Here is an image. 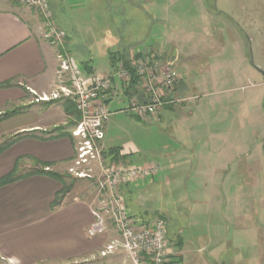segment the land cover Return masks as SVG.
<instances>
[{
    "label": "crops",
    "instance_id": "crops-1",
    "mask_svg": "<svg viewBox=\"0 0 264 264\" xmlns=\"http://www.w3.org/2000/svg\"><path fill=\"white\" fill-rule=\"evenodd\" d=\"M47 1L56 26L66 35L69 54L82 66H78L80 70L85 74L87 70L90 74H113L109 57L106 66L100 69L95 57L116 52L111 45L116 41L105 35L97 37L94 29L102 27L103 15L110 17L108 12L115 0ZM138 1L141 12L138 39L145 44L129 52L148 56L157 52L152 49L155 47L165 53L173 69L179 67L174 69L178 74L181 69L180 82L187 100L177 112L180 116L168 117L166 127L172 130L170 123L182 116L195 125L188 132L191 142L177 140L156 150L154 156L160 163L142 159L141 149L129 136L117 146L110 145L112 140H108L109 144L102 142L106 151L120 148L119 154L127 166L150 162L158 165L156 175L126 184L123 194L129 213L137 215L134 216L137 222L146 224V211L140 207L144 195L150 191L163 192L173 199L171 186L175 178H181L178 186L184 179V194L195 206L193 212L190 208L187 212L189 225L191 221L195 228L206 224L204 227L210 230L188 234L191 261L249 264L248 252L254 245V236L257 235L258 251L264 244V233L259 231L264 229V198L259 200L262 198L256 193L257 187L264 186V137L254 136L251 129L254 107L248 97L236 94L247 89L240 84L253 74L241 40L232 38L238 32L235 24L239 25L229 12L221 9V0ZM14 6L10 0H0V142L7 140L0 150V179L15 168L29 171L45 166L51 174L62 176L74 153L75 139L71 135L74 108L66 100L33 102L35 95L48 94L53 89L59 50L45 39L46 28L37 11ZM221 15L233 24V28L225 26L227 40L217 36L222 28L217 17ZM153 24L163 30L160 37L150 41ZM180 42L184 45L181 51ZM94 49L95 55L91 54ZM119 96L129 101L123 94L121 81L114 77L108 103ZM109 118L103 126V141L109 130L117 127ZM171 132L170 136L176 140ZM255 142L260 155L257 161L252 157ZM63 180L39 173L0 184V264H122V251L107 256L113 260L99 256V251L117 237L113 226L105 234L87 235V228L94 221L90 207V203H95L94 192L76 201L75 197L81 193L72 188L58 205H52L63 188ZM137 200L141 202L135 205ZM168 240L169 264H181L186 243L181 238ZM239 249L244 251L242 256L233 255ZM257 264H264V253Z\"/></svg>",
    "mask_w": 264,
    "mask_h": 264
},
{
    "label": "rangeland",
    "instance_id": "rangeland-1",
    "mask_svg": "<svg viewBox=\"0 0 264 264\" xmlns=\"http://www.w3.org/2000/svg\"><path fill=\"white\" fill-rule=\"evenodd\" d=\"M10 1L12 2V4L15 5L14 7L16 9H19V8L20 9L22 8L30 9L31 8V10L37 11L41 19L43 20V25L46 27V29L51 28L57 32L63 33L64 36L61 40L63 50L65 51L66 54L68 53L67 55L73 61H75L80 68L82 67L80 62L76 59V57H73L71 54H69L70 51H68V48H67L66 35L62 30H60L56 26L55 24L56 22L52 14L50 3L47 0L46 2L48 6V11L50 13V19H45L39 8L35 6H31L22 0H10ZM138 3H139L138 0H129V1L128 0H115L114 6L111 7V11L108 12L110 17H108L107 15H103V18L100 20L102 27H100L99 29L98 28L94 29L97 37L98 36L102 37L105 35L109 38L111 37L113 40L112 42L118 41V44L116 45H114L116 42L111 44L112 47L114 48V51H117L119 48L120 49L122 48L141 49L143 45L145 44V43L144 44L142 43L143 45L140 44L139 39H138L139 34L137 31L138 29L137 22H138V16L141 15V12L138 11V6H140ZM219 4H220L221 9H225L223 10L224 12L226 11H227L226 13L229 12V15L234 18V23L236 22L239 25V26H236L235 24L236 30L235 29L233 30H235L236 32L238 31V32H237V35L233 34L232 38L234 37V38L241 40L245 48L246 54H247L249 66L253 70L252 71L253 74L249 76L248 79H243V81L240 84V86H247V89H245L242 92L241 91L236 92V94H240L241 96L242 94H246V96L248 97L250 101V104L253 105L254 108L251 114H254V117H252L249 123L251 124V129L254 130L253 131L254 136L258 138H262L264 137V86L262 84L264 79L262 77V74L259 71H257V68L264 71V0H231L228 3L226 2V0H221V3L219 2ZM217 19H219L220 21L219 28L222 27L220 28L219 32L217 31L218 27H216L217 36L218 37L223 36V38L227 40L225 32H224L225 26L232 27L233 24L225 15H221L220 17H217ZM157 27L159 26L155 24H153L150 27V32H152V36L151 37L149 36L150 41L155 40V37L161 36V33L159 32H161L163 29L161 27L159 28ZM221 31H223V33ZM46 40L48 41L49 39H46ZM52 46L55 47V45H52ZM183 46H184L183 43L180 42L179 47H178L180 51L181 49H183ZM55 49L58 51L56 47ZM152 49L157 50L156 53L159 54V56H161L163 60L167 61V59H165L166 57H164L165 53H162L158 49H155V47ZM95 50L96 49L92 50L91 54H93V51ZM95 54L96 53H94L93 55ZM131 55H134V52H132ZM179 59L181 60L182 58L179 57ZM95 61L98 63V66H99L98 69H100L101 66H106V64L108 63V56L105 57V56L100 55L99 58H97V55H96ZM251 61H252V64H251ZM175 68H179V67L175 66ZM178 70L181 72L180 77L181 76L183 77V72L181 71V69H178ZM176 88L179 89L180 85H178ZM177 89H175L177 93L174 91L177 97L175 95L174 96L177 99H180L182 101L174 103V105L176 106H175V110L173 111V113L180 116L181 113L177 114V112L178 111L180 112L181 109H179L180 107L176 109V107L178 104L179 106L180 104H183L184 101H186L187 99L182 98L184 97L183 91L177 90ZM51 91L48 94H50ZM36 97L37 95L33 97V102H35L34 100ZM191 97L194 98L193 95ZM123 98L124 97L119 96L118 99H114L112 102H110V103H113L114 105L108 103L107 107L109 111H111V113H113L114 110H117L116 113L113 114L110 118L108 117L109 121L113 122L114 124L115 123L117 124L116 125L117 127H113L111 130H109V133L104 141L102 138V140L96 143L97 148L99 150L101 149L100 159L103 160L104 164L108 166L115 165L116 167H118V165L123 164L122 161H119V162L112 161L111 160L112 155L106 154V150L103 149L102 142L104 144L105 143L109 144L108 140L109 141L112 140L113 143L110 144L111 146H115V145L117 146V145H120L121 142L124 141V139H126L129 136L131 137L135 145L141 149V153H140L141 158L142 159L145 158V159H148V161H154L156 163L157 162L160 163V161L157 160L156 157L154 156L155 152L157 149H160L161 146H163L164 144L168 143L169 145L171 144L173 145L174 143L177 142V140L181 142L183 141L186 143L191 142L189 141L188 132L190 131V128L191 130H193L192 128L194 127L195 124L191 123L189 119L185 120L184 119L185 116L178 118L176 121L173 120L172 123H170L172 130L168 131V126L166 127V121L164 120L161 123H160V120L153 122V121H150L149 119L145 120V122L143 121L139 122L135 120L131 114L123 112V109H125L128 106L127 100ZM119 99L123 101L121 104H117L118 103L117 100L119 101ZM52 101H56V100H52ZM190 105H192V102L190 104H187L186 106L187 109H189ZM165 106L166 105L162 106V108L160 109L159 116H160V113H162L161 111ZM73 108H74L73 109L74 113H71V114L74 117V121H75L74 124L76 125L78 121L80 120V114L74 106ZM185 113L186 115L188 114V112L186 111ZM72 131H71V135H72ZM171 131H173V134L176 140H173L172 138L173 135L170 136L172 134ZM103 137H104V133H103ZM73 138L75 139L74 140L75 141L74 151H73L74 153H73L70 165L66 168L65 172L62 174V178L64 179L62 183L63 188L67 190L66 192H69L70 190L73 191L72 188L75 189V191L76 190L80 191L79 193L81 194L75 197L76 201H79V200L82 201L83 199L86 198L87 194L91 192L95 193V197H96L95 201L101 200L102 198L104 199V197H101L102 194H104V189H103V192L101 191L102 189L99 191V189L101 188L99 184V175L102 174V171L98 167L97 160L95 159L91 160L90 164L80 168L81 170L84 169L86 171L91 169V172H89V174L91 175V178H79L78 179L77 177H74L72 173L69 172V168L73 166L75 159H77V152H76L77 146L79 145L80 142H82L80 138H77V137H73ZM6 143H7V140L0 142V148L6 146L5 145ZM174 146L178 147L176 145ZM252 157L255 161H257L260 157L257 143L254 146V152L252 154ZM109 160L111 161V163L109 162ZM30 171L32 170L28 171L27 169H23V170L17 169L16 175L24 176L25 174L30 173ZM41 171L43 174L44 173L51 174V172H49L50 171L49 167H46V166L43 167ZM35 174H39V173H35ZM177 175H179L178 171H177ZM175 179L176 181H174V184L171 186V192L173 194V199L174 201H176L175 203L172 202L173 199L171 196L168 197L163 192L157 193L154 191H150V192H147L145 195L143 194L145 197V200L143 198L141 199L143 204L140 207H142V209L146 211V214L144 215H146L147 221H145V223L147 224L150 221L154 220L155 218H160V217L163 218L166 222L168 238L173 241L176 238H181L182 241L186 243L183 249L184 256H183V261L181 264H192L193 262H194L193 264H202V262H200L198 258H196L198 260L195 259L196 261H191V256L188 253L189 252L188 249L191 247L190 244H188L187 242L188 234L192 232H199L200 234H202V233H207L210 230L204 227L206 224L201 225V226L199 225L197 226V228H195L193 226V222L191 221L189 225L188 209L190 208V210L193 212L195 210V206L190 204L188 197L186 196V194H184L185 193L184 191H186L185 186L182 185L184 183V179H182V183L179 186L177 184L180 183L181 178L178 179V177H176ZM101 180H102V177H101ZM177 181L179 182L177 183ZM125 187H126V183L120 182L115 188V190L118 192L120 191L125 207H126V210H127L128 209L127 200L124 198V194H123V190ZM256 193H258L257 195H259L260 198H262L259 200H263L264 186L257 187ZM108 195L110 196V194H107L106 197ZM259 196L257 197L259 198ZM139 201L140 200L135 201L134 202L135 205H138ZM98 204L90 203V207H93L95 208V210H97ZM257 206H258V203L256 202V207ZM129 215L137 216L135 214H129ZM103 217H105L108 227L109 226L112 227L111 220L109 219V214H103ZM92 223L87 228V231H86L87 235H88V230L90 226L92 225ZM114 227L115 226H113V229ZM108 230L109 229L106 228L105 232L96 234L94 236L105 234L108 232ZM114 230L116 233V229ZM259 231L261 233H264V229H261ZM88 236L94 237L90 235ZM254 237L256 239L257 235H255ZM255 239H253L254 240L253 247L249 248V252H248L249 256L251 255L250 256L251 260L249 261V264H257L261 253L262 254L264 253V244H261L262 246L260 245L261 249L260 251H258L259 244L257 243V241H255ZM251 242H252V239L249 237L248 243L251 244ZM260 242L263 243L262 237L260 239ZM100 251H99V256H100ZM243 253L244 251H241V249H239L237 252H233V255L237 254L238 257H240L242 256ZM252 254L254 255V257L252 256ZM105 260H113V257H106ZM122 262H123V259H122Z\"/></svg>",
    "mask_w": 264,
    "mask_h": 264
},
{
    "label": "built area",
    "instance_id": "built-area-1",
    "mask_svg": "<svg viewBox=\"0 0 264 264\" xmlns=\"http://www.w3.org/2000/svg\"><path fill=\"white\" fill-rule=\"evenodd\" d=\"M40 9L45 19H50L46 0H22ZM46 28V27H45ZM63 33L47 28L45 39L59 50L56 55L58 63L56 81L50 94H42L35 102H50L66 100L71 102L80 114V120L75 125L72 136L82 142L77 146V159L69 172L74 177L91 178L90 170L80 169L97 160L102 171L99 175L101 200L95 201L97 210L92 207L94 222L88 230V235L94 236L105 232L108 228L103 214H109L111 225L115 226L117 237L111 239L100 251V257L123 252L122 264H169L171 249L167 236L166 222L163 218H155L147 224L137 222L126 210L120 191L115 188L121 183L131 184L157 174L158 165L150 162L138 166L115 165L108 166L100 159V150L96 143L103 138V124L112 114L108 107V94L114 77H117L125 90L130 83L131 74L122 62L118 63L113 74H85L76 62L63 50L61 40ZM51 40V41H50ZM62 48V49H61ZM131 69L138 80L137 89L145 97L140 102L136 97L128 101L123 112L145 120H160L159 111L164 105L174 104L182 100L173 98V93L180 82L178 74L171 65L157 53L136 58L131 62ZM111 163V161L109 160ZM93 171V170H92ZM102 177V180H101ZM101 180V181H100ZM120 180V181H119ZM107 191V193H106ZM107 194H110L106 197ZM94 204V203H93Z\"/></svg>",
    "mask_w": 264,
    "mask_h": 264
},
{
    "label": "trees",
    "instance_id": "trees-1",
    "mask_svg": "<svg viewBox=\"0 0 264 264\" xmlns=\"http://www.w3.org/2000/svg\"><path fill=\"white\" fill-rule=\"evenodd\" d=\"M129 49H132V48H122L120 51H116V52H112L111 51V52H109L108 53V57H109L110 65L113 68V70H116L118 63L122 62L124 64L125 68L131 74V79H130L129 86L125 90H123V94L129 99L132 98V97H136L140 102H144L145 101V97L143 96L141 91L137 90L138 80H137V77L135 76L133 70L131 69V62L134 59H136V58L143 57V55L140 54V53L131 55V53L129 52ZM87 74H90L89 70H87ZM178 85H180V88L179 89L176 88V89L177 90H182V82H179ZM175 92L173 93V98L177 97ZM182 98H184V97H182ZM175 106L176 105H174V104H170V105H166L162 109V111H161L162 113H160V123L163 120L167 122L168 121V117H171V116H173L175 114V113H173V111L175 110ZM182 106H183V104H180V106L178 104L176 109L179 108V107L181 108ZM133 117H134L135 120H137L139 122H142V120L139 119L138 117H136V116H133ZM262 148H263V152H264V143L262 145ZM0 150H2V148H0ZM119 150H120V148H112V149L107 150L106 154H111L112 155V157H111L112 161H117V162L122 161V162H124L125 158L119 154ZM16 172H17V169L15 168L11 173H9L8 175H6L3 178H1L0 179V184H6V183L12 182V181H14V180H16L18 178L26 177V176L31 175V174L42 173L41 170H38V171L37 170H35V171L32 170V171H30V173H27L24 176H17ZM48 175H50L51 177H53L55 179H59V180L62 179V176H60V175H58L56 173H52V174H48ZM66 191L67 190L65 188H63L60 191V193H58V195L56 196L55 200L52 203L53 206H56V205L59 204L60 199L66 193ZM127 212H128V214H131V213H129L128 209H127ZM130 216L134 217L133 215H130Z\"/></svg>",
    "mask_w": 264,
    "mask_h": 264
},
{
    "label": "water",
    "instance_id": "water-1",
    "mask_svg": "<svg viewBox=\"0 0 264 264\" xmlns=\"http://www.w3.org/2000/svg\"><path fill=\"white\" fill-rule=\"evenodd\" d=\"M251 64H252V61H251ZM257 71H259L262 74L263 78H264V71L259 69V68H257Z\"/></svg>",
    "mask_w": 264,
    "mask_h": 264
}]
</instances>
